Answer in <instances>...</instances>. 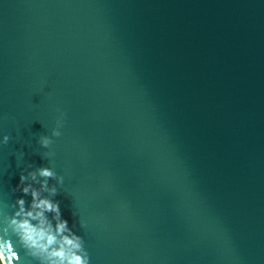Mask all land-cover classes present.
Segmentation results:
<instances>
[{
	"label": "water",
	"instance_id": "1",
	"mask_svg": "<svg viewBox=\"0 0 264 264\" xmlns=\"http://www.w3.org/2000/svg\"><path fill=\"white\" fill-rule=\"evenodd\" d=\"M36 167L90 264H264V0H0L14 264Z\"/></svg>",
	"mask_w": 264,
	"mask_h": 264
},
{
	"label": "clouds",
	"instance_id": "2",
	"mask_svg": "<svg viewBox=\"0 0 264 264\" xmlns=\"http://www.w3.org/2000/svg\"><path fill=\"white\" fill-rule=\"evenodd\" d=\"M58 128L52 130V136H60ZM9 136L3 137L7 144ZM39 143L48 148L52 140L41 136ZM55 180L56 184H50ZM63 183V177L50 167H36L20 174L19 184L12 192H20L12 207L15 209L8 219L12 235L19 242L28 257L37 264H90V256L84 247L83 238L78 235L69 222L62 217L57 184ZM30 196L28 202L24 197ZM83 226V222H80ZM15 251L13 241L0 237V264H10L9 258ZM18 253L11 258V264L18 260Z\"/></svg>",
	"mask_w": 264,
	"mask_h": 264
},
{
	"label": "trees",
	"instance_id": "3",
	"mask_svg": "<svg viewBox=\"0 0 264 264\" xmlns=\"http://www.w3.org/2000/svg\"><path fill=\"white\" fill-rule=\"evenodd\" d=\"M1 260V259H0Z\"/></svg>",
	"mask_w": 264,
	"mask_h": 264
}]
</instances>
